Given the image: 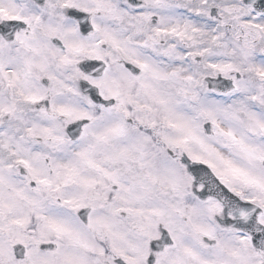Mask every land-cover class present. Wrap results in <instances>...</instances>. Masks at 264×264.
<instances>
[{
  "label": "snow or ice",
  "instance_id": "obj_1",
  "mask_svg": "<svg viewBox=\"0 0 264 264\" xmlns=\"http://www.w3.org/2000/svg\"><path fill=\"white\" fill-rule=\"evenodd\" d=\"M0 264H264V0H0Z\"/></svg>",
  "mask_w": 264,
  "mask_h": 264
}]
</instances>
